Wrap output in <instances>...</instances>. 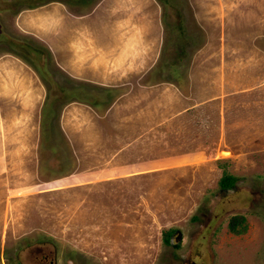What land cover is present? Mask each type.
I'll list each match as a JSON object with an SVG mask.
<instances>
[{
    "label": "rangeland",
    "instance_id": "374dc122",
    "mask_svg": "<svg viewBox=\"0 0 264 264\" xmlns=\"http://www.w3.org/2000/svg\"><path fill=\"white\" fill-rule=\"evenodd\" d=\"M0 264H264V0H0Z\"/></svg>",
    "mask_w": 264,
    "mask_h": 264
},
{
    "label": "trees",
    "instance_id": "16d2710c",
    "mask_svg": "<svg viewBox=\"0 0 264 264\" xmlns=\"http://www.w3.org/2000/svg\"><path fill=\"white\" fill-rule=\"evenodd\" d=\"M235 181L236 178L232 176L231 174H228L226 172L222 173L221 176L218 179V189L219 192L225 194L228 191H232L235 189ZM227 228L230 232L237 234L240 232H243L246 228L245 220L242 215H232L228 218ZM172 231L166 232L164 236L165 242H170V235ZM174 247H177V244H173Z\"/></svg>",
    "mask_w": 264,
    "mask_h": 264
},
{
    "label": "flooded vegetation",
    "instance_id": "af4514ba",
    "mask_svg": "<svg viewBox=\"0 0 264 264\" xmlns=\"http://www.w3.org/2000/svg\"><path fill=\"white\" fill-rule=\"evenodd\" d=\"M50 263V262H49Z\"/></svg>",
    "mask_w": 264,
    "mask_h": 264
}]
</instances>
